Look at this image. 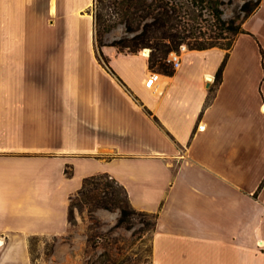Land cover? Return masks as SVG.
<instances>
[{
  "label": "crops",
  "instance_id": "1",
  "mask_svg": "<svg viewBox=\"0 0 264 264\" xmlns=\"http://www.w3.org/2000/svg\"><path fill=\"white\" fill-rule=\"evenodd\" d=\"M90 2L0 0V264H32L28 237L67 231L101 172L157 213L154 264H264V0L220 82L212 47L153 86L142 51L107 44L103 64Z\"/></svg>",
  "mask_w": 264,
  "mask_h": 264
},
{
  "label": "trees",
  "instance_id": "2",
  "mask_svg": "<svg viewBox=\"0 0 264 264\" xmlns=\"http://www.w3.org/2000/svg\"><path fill=\"white\" fill-rule=\"evenodd\" d=\"M262 0H246L241 12L224 18L225 0H110L115 12L97 13L98 54L109 65L103 52L104 34L124 23L128 31L138 32L131 38L113 42L121 51L139 52L151 47L150 68L173 74L176 70L169 55L181 51L186 44L189 49L221 47L227 49L226 56L217 72V83L222 80L223 71L237 36L247 32L243 22L260 6ZM119 19L113 18V15ZM243 13V14H242ZM116 16V15H115ZM214 89V88H213ZM72 175V170H67ZM103 207L120 210L118 225L132 222L137 216L151 215L150 228L155 229L157 213L137 209L131 201L127 187L109 172L96 173L83 180L80 189L70 197L69 222L72 223L75 209Z\"/></svg>",
  "mask_w": 264,
  "mask_h": 264
},
{
  "label": "rangeland",
  "instance_id": "3",
  "mask_svg": "<svg viewBox=\"0 0 264 264\" xmlns=\"http://www.w3.org/2000/svg\"><path fill=\"white\" fill-rule=\"evenodd\" d=\"M245 1L225 0L224 18L230 19L237 12H241V6ZM115 11L110 0H91L80 10V15L93 18V33L97 49L99 44L97 13L110 12L111 14ZM115 15L113 18L119 19L117 13ZM81 30L83 47L87 48L88 25L86 27L85 23L81 24ZM137 33L128 31L124 23H118L116 27L104 34V42L111 45L115 41L131 38ZM145 49H149L150 56L152 48L144 47L140 51ZM189 50L188 46L185 51H182L181 47V57L183 58ZM101 61L106 65L104 59ZM119 217V209L110 210L103 207L75 209L73 222H69L67 231L34 233L28 237L32 264H154V229L147 224V221L153 217L151 215L137 216L129 223L130 225H127L128 223L118 225Z\"/></svg>",
  "mask_w": 264,
  "mask_h": 264
},
{
  "label": "built area",
  "instance_id": "4",
  "mask_svg": "<svg viewBox=\"0 0 264 264\" xmlns=\"http://www.w3.org/2000/svg\"><path fill=\"white\" fill-rule=\"evenodd\" d=\"M186 48H187L186 44L182 45V51H185ZM169 59L172 61L175 68L180 67V65L182 63V57H181L180 52H177V51L171 52V54L169 55ZM160 77H161V73L157 70H153L150 74L148 81H147V85L153 86L160 79ZM200 128L205 129L206 124L200 123Z\"/></svg>",
  "mask_w": 264,
  "mask_h": 264
},
{
  "label": "bare ground",
  "instance_id": "5",
  "mask_svg": "<svg viewBox=\"0 0 264 264\" xmlns=\"http://www.w3.org/2000/svg\"><path fill=\"white\" fill-rule=\"evenodd\" d=\"M52 10H53V11L56 10V4H55V1H53V8H52ZM188 52H189V51H188ZM188 52H186V53H188ZM142 53H143V55L148 56V55H149V49H145V50H143ZM186 53H185V54H186ZM208 79H209V80H214V76L208 74Z\"/></svg>",
  "mask_w": 264,
  "mask_h": 264
}]
</instances>
